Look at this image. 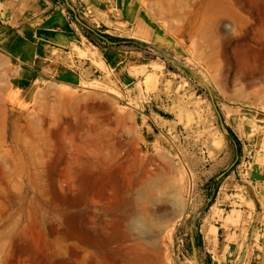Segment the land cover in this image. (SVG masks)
<instances>
[{
    "label": "rangeland",
    "instance_id": "rangeland-1",
    "mask_svg": "<svg viewBox=\"0 0 264 264\" xmlns=\"http://www.w3.org/2000/svg\"><path fill=\"white\" fill-rule=\"evenodd\" d=\"M69 2L106 54L142 59L70 87L0 53V264H250L264 0Z\"/></svg>",
    "mask_w": 264,
    "mask_h": 264
},
{
    "label": "crops",
    "instance_id": "crops-1",
    "mask_svg": "<svg viewBox=\"0 0 264 264\" xmlns=\"http://www.w3.org/2000/svg\"><path fill=\"white\" fill-rule=\"evenodd\" d=\"M66 11L60 0H0V53L15 64L21 82L34 84L44 77L73 87L88 79L95 64L103 63L117 82L128 83L126 70L138 67L141 52L109 56ZM255 157L248 212L253 223L243 246L250 264H264V149Z\"/></svg>",
    "mask_w": 264,
    "mask_h": 264
},
{
    "label": "bare ground",
    "instance_id": "bare-ground-1",
    "mask_svg": "<svg viewBox=\"0 0 264 264\" xmlns=\"http://www.w3.org/2000/svg\"><path fill=\"white\" fill-rule=\"evenodd\" d=\"M116 178V177H115ZM87 180V179H86ZM85 180V182H87ZM116 180V179H115ZM84 181V180H83ZM100 182V181H99ZM97 185V184H96ZM157 184H156V182L154 181V180H151V181H149L148 183H147V186H146V189H144V191L142 192L143 194H145V196L148 194V192L149 191H152V189H154L155 188V186H156ZM95 188V187H94ZM102 187L100 186V189H101ZM100 191V190H99ZM137 224H135L134 226H133V230L136 232V235H137V240H144L145 238L144 237H146V236H144V234H145V230L144 229H140V230H138V228L137 227H135ZM142 227V226H141ZM144 236V237H143ZM86 237V236H85ZM84 240H85V242L86 243H88L89 244V246L90 247H92V246H95V249H96V247L98 248L99 246H101V244H102V242L100 241V240H98L97 238H90V237H86V238H84ZM149 241V240H148ZM93 248V247H92ZM91 252V251H90ZM96 252V251H95ZM57 264H65V262L63 263V262H58ZM68 264V263H67Z\"/></svg>",
    "mask_w": 264,
    "mask_h": 264
},
{
    "label": "water",
    "instance_id": "water-1",
    "mask_svg": "<svg viewBox=\"0 0 264 264\" xmlns=\"http://www.w3.org/2000/svg\"><path fill=\"white\" fill-rule=\"evenodd\" d=\"M65 1H66V3H67L68 7L70 8V10H72V11L75 13V15H76V20H77L81 25H83L84 27H86V28L92 30L87 24H85V23H84V22H83V21L77 16L76 10H75L74 6L71 5V3L69 2V0H65ZM211 98H212V101H213L214 108H215V110H216V112H217V114H218V116H219L222 130H223L224 134L229 135L230 132H229V130L224 126V123H223V120H222L221 114H220L219 110L217 109V107H216V105H215V102H214V100H213V96H212V95H211ZM192 246H193V253H194V255H196V246H195V243H194L193 241H192Z\"/></svg>",
    "mask_w": 264,
    "mask_h": 264
}]
</instances>
